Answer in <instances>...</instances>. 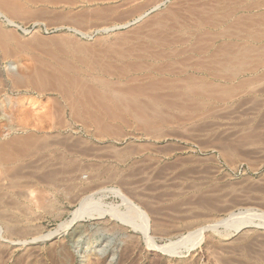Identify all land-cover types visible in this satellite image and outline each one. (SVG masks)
Returning <instances> with one entry per match:
<instances>
[{
  "label": "rangeland",
  "instance_id": "rangeland-1",
  "mask_svg": "<svg viewBox=\"0 0 264 264\" xmlns=\"http://www.w3.org/2000/svg\"><path fill=\"white\" fill-rule=\"evenodd\" d=\"M169 5L166 7L169 8ZM30 8L23 11V19L16 18L22 30L12 29L0 18V30L12 38L7 41L0 38V43L4 42L0 44V145L16 139L17 135L25 138L32 134L40 138L48 137L49 141L52 138V143H49L53 149L40 152L32 162L23 161L21 172H14L21 174L22 178L12 176L14 173L2 175L4 168H0V186L4 187L3 191L0 190L3 197L0 207L4 208L3 213L8 218L3 216L8 224L0 221V264H264V94L256 97L246 94L234 104L225 105L229 106L227 110L221 106L222 113L215 110L213 114L218 116L211 114L210 121L198 123V128L186 132L189 135L182 133L179 138L162 143L177 149L180 147L179 151L185 152L184 157L203 158L201 165L207 173L190 174L183 169L189 162L183 164L178 159L156 162L155 159L128 156L132 152L127 147L130 141L116 143V140L108 138L100 143L70 115L68 119L61 118V115L57 117L58 106L64 105L62 100L56 99L58 97L14 86V75L5 68L7 62L16 63L20 74L24 75L42 70L48 72V69L54 73L60 68V60L74 56L67 49L55 48L48 43L59 35L64 38L63 32L53 33L51 30L47 34L44 27L35 25L42 20L49 22L48 19L55 14L61 15L62 11L68 12V7L34 5ZM45 9L50 14L52 12V16L44 12ZM39 14L46 16L47 20ZM34 27L41 30L32 41L25 30L33 31ZM65 38H68L67 35ZM69 39L87 45L96 42L78 36ZM262 44L264 42L260 48L264 47ZM256 59L264 61L262 56ZM261 60H256L260 67L263 65L256 69V75L261 79L254 77L255 73L246 78H253L257 88L261 86L260 90L264 91V62ZM58 102L61 104L58 105ZM61 120L66 122L65 127L59 125ZM67 121L71 124L68 125ZM77 139L97 142L94 153L69 155L70 150H79V146L74 144ZM1 176L6 180H2ZM46 176L51 177V182L55 179L54 183L49 181L47 184ZM121 195L146 213L151 229L148 232L149 242L158 246L176 243L203 226H214L216 229L204 231L203 242L191 252L187 249L188 245L151 251L143 233V220L135 218V224L131 225L123 218L133 213ZM80 208L87 214L72 223L65 233L51 241L31 243L55 231L60 223L71 222L73 212ZM239 214L242 216L228 223L232 215ZM9 221L13 225L20 221L21 226L29 229L12 233L5 229L6 224L7 227L12 226ZM161 224L174 225L177 229L160 232L156 226ZM241 225L242 229L238 231L236 228ZM101 250H107V256H101ZM110 251L116 252L114 259Z\"/></svg>",
  "mask_w": 264,
  "mask_h": 264
},
{
  "label": "bare ground",
  "instance_id": "bare-ground-1",
  "mask_svg": "<svg viewBox=\"0 0 264 264\" xmlns=\"http://www.w3.org/2000/svg\"><path fill=\"white\" fill-rule=\"evenodd\" d=\"M152 1L0 0V18L3 20L1 21L15 30L21 29L16 20L23 15V11L31 9V6L46 5L62 6L63 8L67 6L68 12L62 11V13L60 11L61 15L55 14L54 16L51 15L52 12L51 14L47 12L48 8L45 9L44 12L53 18L48 19L49 22L42 20L35 25L40 28L44 27L47 34L53 31V33L63 32L62 35L65 37L67 35L68 38L59 35L60 38L54 37L47 42L49 41V45H54L55 48L56 46L59 49L65 48L74 55L72 59L65 58V61L59 58L60 68L57 71L55 65L53 69L55 68L54 70L57 72L54 73L52 69L47 68L49 73L42 70L27 73L25 76L20 74L19 66L13 62H7L5 68L14 75L11 78L15 87L32 89L38 94L49 93L58 97L56 99L59 101L62 100L64 105L60 106L61 103L58 102L60 110L58 109L57 117L61 115V118L65 117L64 119H66L70 115L71 119L73 118V121L82 124L81 126L96 141L101 143L108 138L116 140V143L123 140L130 141L127 147L132 152H129L128 156L150 158L155 159V161L178 159L177 161L183 164L189 162L190 165H186L187 167L183 169L190 174L207 173L203 171L205 169L201 165L203 158L199 160L195 157H184L185 152L179 151L180 147L177 149L171 144L162 145V143H168L172 139L179 138L182 133L187 135L186 132L196 128L200 122L210 121V117L215 115L213 114L215 110L220 111L221 106L225 109L229 108L225 105H230L232 102L234 104V101L240 100L246 94H252L255 97L264 94L263 89L260 90L261 86L257 88V82L253 78L249 80L246 78L247 75L254 73L256 75L258 73L256 69L263 66L260 67L259 62L256 63V60L261 59L255 60V58L264 57V47H259L264 42V0H157L155 3ZM168 4H170L169 8H167ZM25 13L27 14V12ZM45 17L43 18L45 19ZM35 27L33 31L25 30L31 39L36 37V34L41 30H35ZM133 27L134 29H132ZM4 32L0 30L1 39L4 40L5 38V41L12 39L10 35ZM77 36L87 41L96 42L90 46L69 39V37ZM2 41L1 43H4ZM45 44L48 48L49 45ZM53 48L51 49L53 50ZM59 49L58 51H60ZM10 53L12 52L10 51ZM41 64L43 63L41 62ZM44 67L46 68L43 66V69ZM257 76L260 80L259 75L254 77ZM51 98L53 99V97ZM55 106L57 107V105ZM220 113L222 112L220 111ZM53 115L50 116L54 118L55 115ZM63 121L61 120L58 124L65 127L66 122L63 123ZM67 123L68 125L71 124L68 121ZM77 140L74 144L79 146V150L69 149L71 153L67 152V154L94 153L97 142L94 143L91 139ZM50 141L48 137L40 138L31 134L25 138H19L17 135L16 139L13 138L11 141L1 144L0 168H4L2 175L20 173L22 166L20 164L23 161L32 162L40 152L44 153L52 148ZM71 147L73 148V146ZM205 168L207 169V167ZM17 175L12 174L14 177L22 176L21 174ZM50 178V176H46L47 184ZM53 180L55 181V179ZM54 181L50 182L54 183ZM2 187L0 186L1 191L4 189ZM6 190L9 189L6 188ZM116 194L118 193L116 192ZM121 197L130 206L129 208L132 209L133 213L132 216L123 218H126V223L131 225L135 224L137 218L143 220L145 223L142 227L143 233L148 239L147 243L151 251H163L171 246L173 248V246L188 245L187 249L191 252L203 242L204 231L216 229L214 226L197 227L198 229L194 232L191 231L188 236L177 240L176 243L158 246L149 242L148 232L151 229L149 230L146 213L127 197L125 198L123 195ZM2 199L3 197L0 195V202ZM2 209L4 208L0 207L1 222L4 221L3 216H5ZM84 214L87 213L80 208L73 212L71 222L60 223L55 231L41 238H36L31 243L37 244L57 238ZM88 215L94 216L92 213ZM240 216L242 215H232L228 223ZM4 222L7 223V221ZM19 223H16L17 225L10 223L12 226L8 227L7 223L5 229L11 232L28 231L29 227L21 226ZM228 223L221 222V224ZM242 226L236 229L240 231ZM156 227L160 232L177 229L174 225L167 226L164 224ZM109 253L114 259L116 252L110 251ZM100 254L105 256L107 250H101Z\"/></svg>",
  "mask_w": 264,
  "mask_h": 264
}]
</instances>
